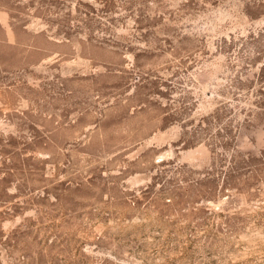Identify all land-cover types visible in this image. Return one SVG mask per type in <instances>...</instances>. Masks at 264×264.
<instances>
[{"label": "rangeland", "instance_id": "obj_1", "mask_svg": "<svg viewBox=\"0 0 264 264\" xmlns=\"http://www.w3.org/2000/svg\"><path fill=\"white\" fill-rule=\"evenodd\" d=\"M0 264H264V0H0Z\"/></svg>", "mask_w": 264, "mask_h": 264}]
</instances>
